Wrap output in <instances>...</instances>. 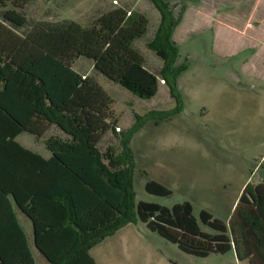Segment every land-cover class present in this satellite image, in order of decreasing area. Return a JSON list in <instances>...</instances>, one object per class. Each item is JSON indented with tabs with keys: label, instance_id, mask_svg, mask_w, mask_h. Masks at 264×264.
<instances>
[{
	"label": "trees",
	"instance_id": "16d2710c",
	"mask_svg": "<svg viewBox=\"0 0 264 264\" xmlns=\"http://www.w3.org/2000/svg\"><path fill=\"white\" fill-rule=\"evenodd\" d=\"M32 2L0 0V264H35L14 203L31 221L45 264H96L89 250L135 216L186 254L204 258L234 250L240 262L264 264V181L246 185L227 225L204 210L196 219L189 202L171 208L132 204L133 166H123L131 136L148 118L165 120L180 110L177 78L185 68L174 65L176 19L170 4L151 0L160 21L149 46L163 62L155 74L132 47L147 32L144 15L129 19L126 10L114 8L87 27L69 20L27 25L23 16L19 22L7 19L15 16L8 4L22 10ZM79 58L91 60L95 70L140 99L154 97L163 81L176 108L135 114L133 127L121 134L123 155L110 147L101 152L103 137L117 129L112 100L73 69ZM53 129L61 138L49 136ZM23 133L36 140L48 136L51 157L18 144ZM144 188L151 195H171L152 180Z\"/></svg>",
	"mask_w": 264,
	"mask_h": 264
},
{
	"label": "rangeland",
	"instance_id": "374dc122",
	"mask_svg": "<svg viewBox=\"0 0 264 264\" xmlns=\"http://www.w3.org/2000/svg\"><path fill=\"white\" fill-rule=\"evenodd\" d=\"M166 2L176 19L171 36L176 48L174 65L185 68L177 78L180 110L165 120L148 118L131 136L127 144L131 157L123 166H133L132 204L144 201L171 208L189 202L196 219L204 210L227 225L243 182L249 178L254 184L262 173L264 5L258 7L256 0ZM114 8L126 10L129 19L139 14L148 19L146 34L132 47L143 57L145 67L158 74L163 62L149 44L160 14L151 0H33L22 10L10 4L6 10L15 12L7 19L19 22L23 16L27 25L69 20L87 27ZM19 30L24 33L27 28ZM73 69L93 79L112 100L111 121L118 129L103 137L101 152L110 147L116 156L123 155L121 134L133 127L135 114L177 106L163 81L154 97L140 99L95 70L89 59L79 58ZM59 134L56 129L50 133L61 138ZM48 138L35 142L23 133L16 141L47 158ZM149 180L169 189L171 195L148 194L144 187ZM114 234L108 242L122 246L117 264H246L239 263L234 252L204 258L186 254L150 232L136 216Z\"/></svg>",
	"mask_w": 264,
	"mask_h": 264
},
{
	"label": "crops",
	"instance_id": "0c3cea01",
	"mask_svg": "<svg viewBox=\"0 0 264 264\" xmlns=\"http://www.w3.org/2000/svg\"><path fill=\"white\" fill-rule=\"evenodd\" d=\"M256 3L259 5L258 7H261L262 5H264V0H256ZM81 75H85V74H81ZM21 135L17 136V138L20 137ZM49 136H51V135H49ZM17 138H16V140H17ZM32 138H33V141L39 142V140H36L34 137H32ZM23 148H25V147H23ZM45 148H46V146H45ZM25 149H27V148H25ZM27 150L40 155L43 159H49L51 157V152L47 148L45 149L47 155H49L47 158L43 157L38 151L34 152L30 149H27ZM45 150H40V151L45 152ZM260 166L262 167V173L256 177V181L254 182V184H251L250 179L247 178L241 186L240 195H241L242 191L244 190V188L246 187V185L250 184L252 186H257V185L263 183V181H264V152L260 156ZM13 206H14V210L16 213L17 220H18L20 226L22 227V229L26 235L28 245H29V248H30L31 253L33 255L35 264H45L46 263L45 258L41 255V253L38 251V249L36 248V246L34 244L33 227H32L31 221L19 210V208L16 206L15 203L13 204ZM126 226H124L120 230H123ZM116 234L112 235L111 237H109L107 239L102 240L99 244H97L96 246H94L93 248H91L89 250V254L93 258V260L96 264H117V253L119 252V249L122 248V246L120 244H112L111 242H108V240H110L111 238H114L116 236ZM230 252H234V254H235L234 250H232ZM235 256H236V254H235ZM237 261L239 263L249 264L248 261L240 262L238 259H237Z\"/></svg>",
	"mask_w": 264,
	"mask_h": 264
},
{
	"label": "built area",
	"instance_id": "2783aa9c",
	"mask_svg": "<svg viewBox=\"0 0 264 264\" xmlns=\"http://www.w3.org/2000/svg\"><path fill=\"white\" fill-rule=\"evenodd\" d=\"M118 129V128H117Z\"/></svg>",
	"mask_w": 264,
	"mask_h": 264
}]
</instances>
